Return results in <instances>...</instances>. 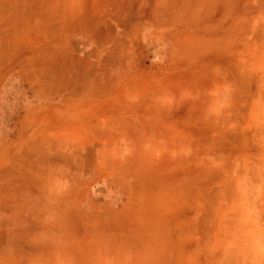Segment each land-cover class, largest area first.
Returning a JSON list of instances; mask_svg holds the SVG:
<instances>
[{"label":"rangeland","instance_id":"rangeland-1","mask_svg":"<svg viewBox=\"0 0 264 264\" xmlns=\"http://www.w3.org/2000/svg\"><path fill=\"white\" fill-rule=\"evenodd\" d=\"M51 45L70 105L26 126L82 137L29 143L0 264H264V0H0L1 101Z\"/></svg>","mask_w":264,"mask_h":264},{"label":"crops","instance_id":"crops-1","mask_svg":"<svg viewBox=\"0 0 264 264\" xmlns=\"http://www.w3.org/2000/svg\"><path fill=\"white\" fill-rule=\"evenodd\" d=\"M90 11H93V13H98V15L103 14L106 9H102L101 7H91ZM115 18L113 21L102 19L100 22H115ZM54 47L51 45L47 49L48 56H37L34 59L28 58V62H31L34 60V72L37 74L36 78H33V82L30 84V91L31 94L34 96L35 101L33 103H30V105L27 107V109H24V113H20V107L22 106L21 103L18 101L17 103L11 104H5V101L0 100V189H1V196H4V188L9 187V181H10V175L11 172L18 173L20 179V170L24 171L26 170V163H25V157L28 155L38 156L39 158L35 159V164H39L40 162L36 160H41V154H42V147H36L34 146L33 149L28 148L29 143L33 140L36 141V139H42V138H48L52 137L54 135H57V137L60 138H72L74 136L82 137L81 135H78L74 133V131L68 129L67 126V120L65 128H62L63 131H57L58 127H53L51 131H41V128L36 126V121L32 123V125L26 126L29 122L26 120V114L25 112L33 111L34 113L32 115L36 116L37 118L42 117L44 111L51 110L54 108V110H59L61 113H64L67 111V107L69 104V98L65 96V94L69 88V83L65 80L60 83L55 84V82L51 81V78L53 74L56 72V64H59L60 62V55L62 53L56 52L53 53ZM65 55L64 60L68 64V54ZM67 55V56H66ZM1 58V57H0ZM44 63L41 64V60ZM4 59V58H3ZM63 59V58H62ZM26 62V61H25ZM23 64L22 70L23 72H31V69L27 68V64ZM44 66V67H43ZM58 67V74L55 75L57 77L59 74H68L69 67L66 65H59ZM10 72V67L8 65H2L0 68V73L8 74ZM43 74H48L50 77H43ZM9 82H2L0 86V93L2 91L9 89ZM45 99H53L48 102H46ZM13 108V111L15 109H19V113L17 115H14V119L10 114H5V108L9 107ZM43 108V109H42ZM53 123H57V120H55V117L53 116V120H51ZM13 124L11 127L12 130L9 129L10 124ZM33 126V127H32ZM55 126V125H54ZM105 151L102 152L104 154ZM16 191L20 192V184L16 186ZM116 187V185H115ZM3 198L1 199V201ZM1 217L2 211H0Z\"/></svg>","mask_w":264,"mask_h":264}]
</instances>
